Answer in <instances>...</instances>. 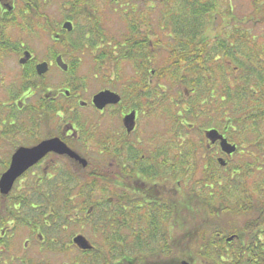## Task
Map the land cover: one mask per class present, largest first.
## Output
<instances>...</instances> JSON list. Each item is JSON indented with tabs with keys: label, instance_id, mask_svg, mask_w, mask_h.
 I'll return each mask as SVG.
<instances>
[{
	"label": "flooded vegetation",
	"instance_id": "af4514ba",
	"mask_svg": "<svg viewBox=\"0 0 264 264\" xmlns=\"http://www.w3.org/2000/svg\"><path fill=\"white\" fill-rule=\"evenodd\" d=\"M135 1L143 6L141 18L135 15L137 18L122 19V27L119 25L122 32L117 39L94 25L91 19L94 13L74 10L75 17L82 20L85 14V20L92 23L84 31L77 26L78 32L70 43L69 55L74 58L70 64L64 60L66 53L60 52L59 46L66 41V33L76 30L77 23L74 26L72 17L66 16L57 28H50L42 8L30 11L27 3L0 0V264L210 263L199 254L197 259L185 254L176 261L152 257V250L164 251L169 247L171 251L176 246L156 242L153 235L142 237L147 242H141V237L137 241L122 237L131 230L130 226L125 227V218L163 216L173 204L169 198L174 185L172 168L181 167L171 162L176 143L180 148L190 147L191 156L183 166L185 169L200 167L199 162L207 158L213 162L207 166H212L217 176L220 154L225 155L219 140L212 142L205 135L210 129L219 132L215 127L179 132L177 140L167 129L152 134V117L161 120L155 114L159 110L152 106L156 86L152 44L157 40L152 37L175 38L164 25L152 20V0H129L130 14H134ZM112 2L119 4L118 0ZM118 6V9L125 7ZM122 13L125 15L127 9ZM65 21L71 23V30L62 27ZM127 52L134 57L143 55L146 68L134 70L130 61L133 69L125 74L122 64ZM100 53L106 61L100 69L93 68L91 74L93 78L99 77L103 87L85 99L78 90L77 63L85 54L93 61ZM57 57L66 65L65 69L57 65ZM41 63L47 64L46 70H38ZM110 66L115 70H108ZM104 90L120 99L98 109L92 98ZM83 109L94 115L79 118L78 110ZM161 123L164 127L168 125L167 121ZM42 144L45 146L35 150ZM63 147L82 156L86 166L81 167L75 157L63 152ZM30 151L36 154L42 151V155L20 173L6 177L14 158ZM94 151L100 159L91 162L85 154ZM181 181L177 179L174 186L179 194L175 197L182 203L181 194L187 188ZM78 184L86 187L84 201L76 193ZM202 199L196 192L191 207L202 208L199 204ZM79 217L86 218L90 236L74 230ZM98 219H102L101 225ZM135 230L146 232L145 227ZM96 234H100L99 242ZM113 234L121 236L118 241H111ZM76 235H82L89 248L82 249L74 243ZM230 235L233 239L219 240L214 247L228 249L238 239L237 235ZM190 246L197 248L199 244ZM260 261L264 264V260ZM219 262L237 264L235 259L223 258ZM257 262L254 259L247 263Z\"/></svg>",
	"mask_w": 264,
	"mask_h": 264
},
{
	"label": "trees",
	"instance_id": "16d2710c",
	"mask_svg": "<svg viewBox=\"0 0 264 264\" xmlns=\"http://www.w3.org/2000/svg\"><path fill=\"white\" fill-rule=\"evenodd\" d=\"M22 1V0H21ZM84 5V0H77ZM23 2V1H22ZM46 0H26L29 10L43 9ZM76 2V0H75ZM176 2L177 8L166 6L158 19L159 25H164L174 36L173 49L166 52L159 64L152 68L155 79L154 108L158 114L166 115L177 140L179 132H186L188 124L185 115L190 120L197 116H215L210 125L203 128L215 127L229 141L236 145L235 154L238 156L233 168L224 174H213L210 159L204 158L200 167L183 168L189 163L190 152L182 154L184 148L174 147V164L181 167L172 168V178H181V185L187 188L182 203L178 202L175 186L171 187L169 198L173 204L163 215L150 218H125V227H131L129 233L122 235L133 241L141 237V242H147L142 237L154 236L156 242L172 243V250H152V257L169 258L178 248L182 251L191 250L201 257L207 256L216 263L222 259L237 260V264H248L250 260H264V59L262 51L257 50L254 36L248 30L239 33V28L224 32L220 36H208L206 26L211 20L210 14L216 9L214 0H163ZM253 13L248 15L247 23L264 24V0H255ZM73 5V4H72ZM228 8V3L226 4ZM227 19L231 10L227 9ZM226 19V20H227ZM232 16L229 18L231 21ZM239 21V23H245ZM47 23V21H46ZM260 38L264 39V32ZM160 39L153 41L152 59L155 57V47ZM125 60L132 62L134 70H144V56H132L129 52ZM94 69H100L106 61L105 55L93 57ZM117 69V66L115 67ZM101 74V71L98 70ZM183 89V91H182ZM182 91V93H181ZM186 95V96H185ZM168 101V102H157ZM181 119V120H180ZM208 124V123H207ZM175 126V130L173 128ZM190 129V130H191ZM196 129V128H195ZM199 131L201 128H198ZM197 131V132H199ZM182 152V153H181ZM172 159V158H171ZM227 161L225 162V164ZM218 167L224 168L223 165ZM252 174L258 175L257 180H251ZM232 188L235 192L233 201H228ZM199 192L202 201L196 209L191 207L193 195ZM76 193L84 201L86 187L78 184ZM189 198V199H188ZM81 201H78V204ZM60 204H63L61 202ZM178 204V205H177ZM177 205V206H176ZM193 205V204H192ZM63 210V209H62ZM61 210V212H62ZM244 214L248 221L235 229L230 219L222 218L221 224L215 222L220 214ZM88 219V218H87ZM95 220V218L93 217ZM92 220V219H88ZM81 222L86 218L81 217ZM102 224V219L97 220ZM219 222V221H218ZM86 223V222H85ZM114 227L118 226L117 219ZM145 227L143 230L135 229ZM225 228L229 234L237 235L228 249L214 248L216 243L223 242L222 231ZM179 228V237L172 238L173 231ZM152 229L154 232L152 233ZM146 233V234H144ZM152 233V234H151ZM111 241H118L120 235H111ZM220 240V242H219ZM125 241V239H124ZM137 241V240H136ZM199 244L197 248L188 245ZM219 245V244H218ZM159 254L156 256L155 254ZM203 257V258H204ZM206 259V258H205ZM241 261V262H240Z\"/></svg>",
	"mask_w": 264,
	"mask_h": 264
},
{
	"label": "rangeland",
	"instance_id": "374dc122",
	"mask_svg": "<svg viewBox=\"0 0 264 264\" xmlns=\"http://www.w3.org/2000/svg\"><path fill=\"white\" fill-rule=\"evenodd\" d=\"M5 1H9V0H5ZM15 2H24L26 0H14ZM217 4L216 9L214 10L213 13L210 14V18L211 20L209 21V25L206 26V33L208 34V36H220L222 33L224 32H230L233 31L235 28H239V33H243L245 30H248L251 35L254 36V40H255V44L258 47L257 50L262 51V59H264V39L260 38L261 35H263L264 32V24L262 23H257L256 25H254L252 22L250 23H246L244 21V19L247 20L248 15H250L251 13H253V9L255 7V0H214ZM131 2V1H130ZM129 0H118L119 4H112V0H84V5L80 2H78L76 0H46L44 7H43V13H44V18L48 19V24L47 26H50V28H57L58 25H60V23L63 21V18L66 16L72 17L71 20H73V24L75 26L74 28V32H69L66 33V41L62 44H60L59 46V50L60 52H64L66 53V56L64 57V60L68 63H73L74 58L71 57L69 55V51L71 48L70 43H72L73 37L74 35L77 34L78 32V27H81V29L84 31L90 23H92V21L90 20H85V17H87L85 14L84 16H80L82 17V20H80V18L75 17V15L73 14V11L76 10L78 11H82V12H86L91 11L90 14L92 15V13H94V16L91 18L94 21V25H96L101 31H103L105 34L112 36L114 38L119 37V35L121 34V29L119 27V25H121L122 27V19L123 21H126L128 19H134L135 15H138L141 18V13H142V9L143 6L140 5V2L138 3V1H135L133 6H134V14H130V10H128L130 3ZM129 3V5H128ZM133 3V2H132ZM138 3V4H137ZM228 3V8H227V4ZM73 4V5H72ZM152 4L154 5L152 8V20L156 19L158 22L157 24L160 22V20L158 19V15L160 17L161 13L163 12V10L165 9L166 6L168 7H172V8H177L178 4L176 2H163V0H152ZM118 5H125V7L123 6L122 9H118L117 7H119ZM128 5V6H127ZM114 8H116L115 10H113ZM127 9V13L125 15H123L122 10ZM229 9L231 10V15L233 19H231L230 22L229 18L227 19V13L226 10ZM129 14V16H128ZM137 18V16H135ZM126 19V20H125ZM227 19V20H226ZM80 20V21H79ZM244 21L245 23H239V21ZM125 24V22H124ZM78 26V27H77ZM48 32H45V38H44V45L45 48L47 50V45H48ZM160 36V35H159ZM158 37H152L153 40L155 39H160ZM116 38V39H117ZM160 43L157 45V47H155V57L152 59V68L156 67L159 62H161V60L166 57V52L169 50L173 49V41L168 39V38H162L160 39ZM72 55V54H71ZM45 59L47 60L48 58L45 56ZM165 59V58H164ZM118 65V64H117ZM116 65V66H117ZM131 62L129 60H125L123 61L122 64V70L125 71V74H130L131 70L133 69L131 66ZM95 64L94 62L90 59V57L85 54L82 59L79 61V63H77V84H78V90H80L83 94L82 97H84L85 99L92 93L96 92L97 90H99L100 88L103 87V84L101 82V80L97 78H93V73L91 74V70H94ZM114 66V67H116ZM114 67H109L110 69L108 70H113ZM56 70V69H54ZM115 70V69H114ZM183 91V89H182ZM181 91V93H182ZM186 96V95H185ZM159 111L155 112V114H158ZM154 114V116H155ZM89 115H94V113H88L87 109H83V110H78V117H86ZM158 117L161 118V120H163L166 123V115L161 116L160 114H158ZM216 117L213 116H197L195 120L192 119H188L187 116L185 115V119L186 122H188V124H194L195 127L193 129H191V127H188L187 130H182V131H199L198 128H203L206 125H210V121L215 119ZM160 119H156L152 117V134L156 131H166V129L172 134L174 135V132L171 128V123L168 125L167 127H164L161 123ZM166 120V121H165ZM181 120V119H180ZM208 123V124H207ZM174 130L176 129L175 126L173 125ZM196 128V129H195ZM191 129V130H190ZM190 137V136H189ZM184 148V147H183ZM190 151V147H186L182 150V154H185L186 152ZM85 156L91 161V162H96L97 158L100 159V155L97 154L95 151L94 152H88L87 154H85ZM102 157V156H101ZM173 153H171V158H172V163H175V159L173 158ZM220 157L225 159L227 161L226 164H223L224 168L222 167H218V174L219 176L224 175L228 170L229 167L230 169L233 168V165L231 164L232 162L235 163L237 160V155L234 153L232 154L231 157H226L225 155L220 154ZM236 164V163H235ZM217 174V176H218ZM258 175H254L252 174V177H250L249 179V183L251 182V180H257ZM230 192L231 195L230 197H227L228 201H233L234 199V195L235 192L232 188H230ZM228 218L230 219L233 227L235 229L233 230H238V228L242 227L243 225H245V222L248 221V218L244 215V214H220V217L217 216V218H215V222L218 223L219 225L221 224L220 221H222V218ZM219 221V222H218ZM86 225V227H85ZM83 226V227H82ZM85 227V228H84ZM86 228H88L87 224L85 222H81L80 221V217L78 219H76V223L74 224V230L76 229V232H80L83 233L84 235H89V231L86 230ZM220 229V227H219ZM222 231L221 235H223V240L227 237L230 236L229 230L225 231V228L220 229ZM173 237L172 238H178L180 235L179 233L176 231L173 233ZM90 236V235H89ZM93 236V234H92ZM96 241L99 242L100 241V234H96ZM94 237V236H93ZM191 246L189 245L188 248H190ZM192 248V247H191ZM215 248V247H214ZM218 249V247L216 248ZM189 255L192 256V258L197 259L198 254L197 252L194 251H189V250H185L182 251L179 248L177 250H173L170 253V257L172 258L173 261H176L177 259H181L184 255ZM204 257V256H203ZM204 258L208 259L209 262L211 263H216L214 262L212 259L208 258L207 256H205ZM209 263V264H210ZM211 263V264H212ZM220 264V263H218Z\"/></svg>",
	"mask_w": 264,
	"mask_h": 264
},
{
	"label": "water",
	"instance_id": "95a60500",
	"mask_svg": "<svg viewBox=\"0 0 264 264\" xmlns=\"http://www.w3.org/2000/svg\"><path fill=\"white\" fill-rule=\"evenodd\" d=\"M62 27L68 31L71 30V28H72L71 23L69 21H65L63 23ZM56 63L58 66L62 67L63 69L66 68V65L61 61L60 57L56 58ZM46 68H47L46 63H41L38 65V70H40V71L46 70ZM119 99H120V97L117 94L110 92V91H107V90H104V91H100V92L96 93L93 96L92 103L98 109H101L108 103H117L119 101ZM205 135L212 142L219 140L220 149H221L222 153H224L225 155L229 156L236 151V145L228 142L227 139L225 137H223V135L221 133H219L216 129H210V130L206 131ZM43 146H45V145L44 144L39 145V147H36L35 150H38L39 148H42ZM62 149H63V152L67 153L71 157H75L78 164L81 167L86 166L87 162L82 156H80L77 153H73V152L69 151L65 147H63ZM41 153H42V151H40V153H38V154L30 151V152H23V153H20L19 155H17L13 160L12 166L9 169V173L6 174V177L10 176L11 173H14L15 175L20 173L28 165H30L31 163L36 161L38 158H40L42 155ZM218 161L220 164H224L223 158H220ZM231 239H232V236L227 238L228 241H230ZM73 242L76 243L82 249L89 248L88 242L86 241V239L82 235H76L73 238Z\"/></svg>",
	"mask_w": 264,
	"mask_h": 264
}]
</instances>
